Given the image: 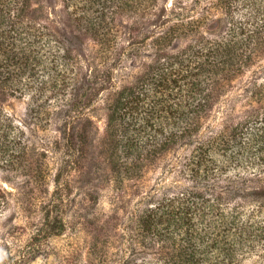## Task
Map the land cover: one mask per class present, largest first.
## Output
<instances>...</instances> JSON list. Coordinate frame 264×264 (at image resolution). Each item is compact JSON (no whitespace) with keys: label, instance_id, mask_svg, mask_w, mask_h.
Returning a JSON list of instances; mask_svg holds the SVG:
<instances>
[{"label":"trees","instance_id":"1","mask_svg":"<svg viewBox=\"0 0 264 264\" xmlns=\"http://www.w3.org/2000/svg\"><path fill=\"white\" fill-rule=\"evenodd\" d=\"M53 1L0 0L1 166L24 170L30 184L48 180L6 110L10 98L28 96L63 148L47 210H61L76 175L87 176L84 264H233L264 228L261 205L241 202L264 199V77L238 83L258 62L242 55H264V0H62L76 26L68 31L51 18ZM126 17L127 42L106 41V55H117L100 66L89 59L78 73L86 59L77 32L104 42L102 28ZM169 174L183 183L157 188ZM104 182L116 191L110 213L96 207ZM5 206L0 187V214ZM47 220L32 239L64 229L61 215Z\"/></svg>","mask_w":264,"mask_h":264},{"label":"rangeland","instance_id":"2","mask_svg":"<svg viewBox=\"0 0 264 264\" xmlns=\"http://www.w3.org/2000/svg\"><path fill=\"white\" fill-rule=\"evenodd\" d=\"M172 0L168 1L170 6ZM51 18L55 21L58 27L66 31L75 28V23L69 19L68 14L64 9V2L62 0H54ZM114 5L106 8L109 12L107 15L109 19L113 18L115 14L110 13ZM112 12V11H111ZM106 13V11H105ZM105 18V17H104ZM107 21H109L107 19ZM54 23V24H55ZM106 23V22H105ZM105 23L103 26H105ZM131 21L129 18L118 19L108 22L102 29L110 31L104 35L102 42L98 37L92 36L90 32H77L84 45L80 47L82 58L86 59L82 65L77 68L78 73L86 72L89 59H95L99 66L104 60L114 57L117 54H110V50H105L107 39L113 36V39L119 42V46L125 44L129 37ZM143 30V29H142ZM114 32V33H112ZM150 51L146 50L143 55H149ZM249 57L258 62L246 67L239 84L246 85L248 80H252L255 76L264 77V55H242ZM113 82V80H112ZM111 83H105L108 87ZM106 93L103 91L96 97L94 102L97 107V112L101 116H94L101 129L105 125V110L104 99ZM29 97H12L6 103V110L11 112L17 119L16 124L22 129L24 141L29 144L28 149L33 156L31 165L35 166L41 164V167L46 173H49L48 180L44 186H40L35 182L30 184L24 175V170L9 169L1 166L0 163V187L5 190L6 206L0 214V264H84L89 253V241L92 234L90 227H85V220L79 215L83 216L81 205L84 204L86 197V183L83 181L87 178L85 173L82 175L78 173L75 177V184H71L70 189L65 190V195L69 199H65L60 205L58 212L50 211L48 209V202L52 198L55 190L54 176L57 171V166L60 165L64 156L63 148L59 147L55 142V122L47 124L46 120L40 119V116L30 111ZM218 110V108H216ZM96 112V113H97ZM38 115V116H37ZM216 120H220L221 113L216 111ZM28 157V154H27ZM35 170V167L32 168ZM104 182L100 185L98 192L99 208L110 213L115 205V189L113 185ZM183 183L181 180H175L173 175L169 174L157 188L163 190ZM105 185V188H104ZM114 190V192H113ZM126 188H124V191ZM67 192V193H66ZM130 193V190H129ZM67 194V195H66ZM246 208H259L261 205L263 218L262 224L264 227V199L246 198L241 200ZM47 213L49 217H47ZM73 213V216H72ZM261 214V213H260ZM61 215L64 218V229L59 235L46 236V232L41 231L37 239H32V233L38 229L44 228L45 223L49 221L52 223L53 218ZM78 215V216H77ZM82 221V223H81ZM105 230V229H103ZM102 230V231H103ZM79 232L78 235H74ZM89 231V232H88ZM102 231L97 229L98 235H102ZM261 231V230H259ZM72 233V234H71ZM258 239L249 242L246 247H241L235 254V261L233 264H264V228L259 232ZM38 248L34 256H30L29 246L32 244ZM16 260L18 262H16Z\"/></svg>","mask_w":264,"mask_h":264}]
</instances>
